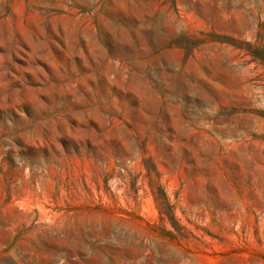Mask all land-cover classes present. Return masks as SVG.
Segmentation results:
<instances>
[{"label":"rangeland","instance_id":"rangeland-1","mask_svg":"<svg viewBox=\"0 0 264 264\" xmlns=\"http://www.w3.org/2000/svg\"><path fill=\"white\" fill-rule=\"evenodd\" d=\"M0 264H264V0H0Z\"/></svg>","mask_w":264,"mask_h":264}]
</instances>
